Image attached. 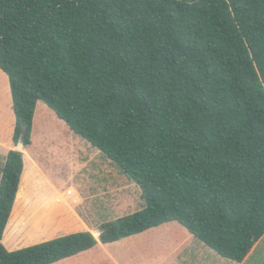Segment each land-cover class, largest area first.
<instances>
[{"label": "trees", "instance_id": "trees-1", "mask_svg": "<svg viewBox=\"0 0 264 264\" xmlns=\"http://www.w3.org/2000/svg\"><path fill=\"white\" fill-rule=\"evenodd\" d=\"M0 69L21 132L45 102L142 190V207L9 250L26 167H1L0 264H54L179 222L244 262L264 237V0H0Z\"/></svg>", "mask_w": 264, "mask_h": 264}, {"label": "rangeland", "instance_id": "rangeland-1", "mask_svg": "<svg viewBox=\"0 0 264 264\" xmlns=\"http://www.w3.org/2000/svg\"><path fill=\"white\" fill-rule=\"evenodd\" d=\"M15 127L16 118L12 109L9 78L0 69V170L8 152L15 148L13 139ZM32 136L34 140L23 151L24 155L30 156L28 172L25 174V187L22 189L26 205L19 212L24 216L23 221L26 225L25 229L20 230L19 235L15 236L12 232L17 217H14L12 213L6 231L7 239L4 241L7 242L9 250H19L62 236L58 234L65 232L62 229L65 227V221L69 225L67 232L71 231L73 228L71 213L75 215V211L93 222L100 230L102 223L132 214L142 207V188L105 153L70 130L45 102H39L37 105ZM71 187L76 190V194ZM67 190L71 191L67 192ZM63 192L73 195H62ZM33 195L39 198L44 196L54 198L58 205L59 203L65 205L61 207L52 201L40 202V204L38 202L28 212V196ZM82 196L89 200L82 202L80 200ZM187 235L191 238L182 243ZM143 236L145 239L139 241L144 243L155 239L157 242L168 239L172 241L171 245L163 246V252L166 255L162 261L163 264H171L175 258L172 255L174 251L171 253L174 249L172 245L175 244L180 245L177 255L179 262L183 264L197 263L206 255L209 257L210 254H206L208 252L218 257V260L231 261L223 258L199 238L189 233L179 222L153 227L145 231L141 237ZM194 255L196 258H191ZM64 263L61 261L56 264ZM103 264H109V262L106 261Z\"/></svg>", "mask_w": 264, "mask_h": 264}, {"label": "crops", "instance_id": "crops-1", "mask_svg": "<svg viewBox=\"0 0 264 264\" xmlns=\"http://www.w3.org/2000/svg\"><path fill=\"white\" fill-rule=\"evenodd\" d=\"M34 140L33 136L31 141ZM31 144V143H30ZM26 148V147H25ZM30 156L25 155L26 160V167L25 171L22 177L21 186L16 196L15 201V207L12 213H14V217L16 216L17 220L14 225L13 234L15 236L19 235L18 233L20 230L25 229L26 223L23 221L24 216H22V213H19L20 210H22L23 207H25L26 204H24V196L22 195V189L25 187L26 177L25 174L28 172V166L30 163ZM72 188V187H71ZM76 194V190L74 188L71 189ZM71 190H67L71 191ZM21 193V195H20ZM63 192L62 195L70 196L73 194H68ZM82 202H86L89 200V198L82 196L80 198ZM46 201H52L56 203V200L50 199V197L44 196L43 198L37 197V195H33L31 197L28 196L27 204L28 208L27 211H30V208H33L35 205L40 204V202H46ZM65 201V200H64ZM36 203V204H35ZM32 204L33 206L31 207ZM58 205V203H56ZM65 205L60 204L58 206ZM62 207V206H61ZM26 210V209H25ZM71 213V218H73V223L71 226L73 227L71 231L67 232V229L69 225H67V222L65 221L64 226L62 229L65 230L63 233L58 235H65L66 233H74L78 231L88 230L91 231L97 238L99 237L101 233V229L97 228L98 226H95L93 222L87 220L82 214L75 211ZM12 215V214H11ZM23 217V219H22ZM11 218V217H10ZM103 224V223H102ZM9 225V222H8ZM8 225L6 228V231L8 230ZM30 226V225H29ZM167 230H170V228H167ZM143 233L133 235L128 238L121 239L119 241H116L114 243L110 244H104L102 242H99L94 248L89 249L87 251H84L76 256L66 258L64 260V264H103L104 262L108 261L109 264H146V263H152V264H163L162 261L166 255L163 252V246L164 244L171 245L172 241L170 239L163 242V240L153 241L148 240L147 242H141L139 240H144L145 236L141 237ZM53 237V236H51ZM191 237L190 235H187L186 238L182 241L184 243L185 241L189 240ZM7 239L6 232L3 239V242ZM52 239V238H50ZM10 243V242H8ZM5 246L8 248L7 242H4ZM174 249H172L171 253L174 251L175 258L172 260L171 264H183L179 262L178 259V251L180 250L179 244L172 245ZM210 254L208 257L207 255L203 257L200 261L193 264H259L261 262L264 263V237L256 244L252 252L248 255V257L245 259L244 262H237L234 260L226 261L224 259H219L212 253H206ZM190 257V256H189ZM191 258H196V255H194ZM227 259V258H226ZM59 261V262H61ZM56 262V263H59ZM54 263V264H56Z\"/></svg>", "mask_w": 264, "mask_h": 264}, {"label": "water", "instance_id": "water-1", "mask_svg": "<svg viewBox=\"0 0 264 264\" xmlns=\"http://www.w3.org/2000/svg\"><path fill=\"white\" fill-rule=\"evenodd\" d=\"M25 137H26V133L23 130L18 138V142L15 146V150L23 152L25 150Z\"/></svg>", "mask_w": 264, "mask_h": 264}]
</instances>
